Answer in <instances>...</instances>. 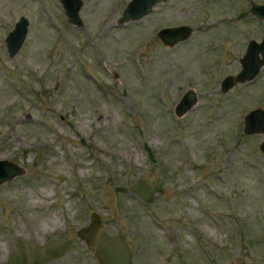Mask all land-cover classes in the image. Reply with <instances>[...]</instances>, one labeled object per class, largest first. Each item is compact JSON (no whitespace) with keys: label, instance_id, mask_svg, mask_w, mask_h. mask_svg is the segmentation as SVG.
Listing matches in <instances>:
<instances>
[{"label":"rangeland","instance_id":"374dc122","mask_svg":"<svg viewBox=\"0 0 264 264\" xmlns=\"http://www.w3.org/2000/svg\"><path fill=\"white\" fill-rule=\"evenodd\" d=\"M129 1L82 0L76 26L59 0H0V160L24 167L0 185V264H264V134L243 132L264 67L220 90L264 38V0H165L120 24ZM181 25L165 46L157 32Z\"/></svg>","mask_w":264,"mask_h":264},{"label":"water","instance_id":"95a60500","mask_svg":"<svg viewBox=\"0 0 264 264\" xmlns=\"http://www.w3.org/2000/svg\"><path fill=\"white\" fill-rule=\"evenodd\" d=\"M65 9L68 20L81 26L82 20L79 11L82 7V0H59ZM165 0H130L120 16L118 23L139 20L149 14L153 7ZM251 13L257 18L264 20V3H252ZM29 21L21 16L15 23L14 28L6 37V48L10 57L15 56L21 48L28 33ZM192 28L188 25L171 26L160 29L157 36L165 46H173L188 38ZM241 68L236 74L226 75L220 82V90L227 92L237 84L250 82L255 79L262 67H264V38L260 41L250 39L244 54L240 58ZM198 101L197 93L193 89H188L183 93L174 107L176 117H182ZM243 132L246 135L264 134V108H255L249 111L244 117ZM260 150L264 152V140L260 143ZM24 174V167L9 160H0V185L13 178ZM102 229V222L97 213L90 214L89 222L86 226L77 231V235L87 245L96 243L99 231Z\"/></svg>","mask_w":264,"mask_h":264}]
</instances>
